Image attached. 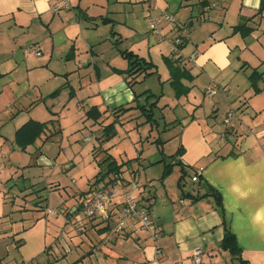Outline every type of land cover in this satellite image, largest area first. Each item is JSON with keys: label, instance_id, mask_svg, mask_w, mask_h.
Instances as JSON below:
<instances>
[{"label": "crops", "instance_id": "crops-1", "mask_svg": "<svg viewBox=\"0 0 264 264\" xmlns=\"http://www.w3.org/2000/svg\"><path fill=\"white\" fill-rule=\"evenodd\" d=\"M57 1L69 5L54 12ZM166 13L174 16V25L163 20ZM150 18L156 19L157 32L150 30ZM243 24L250 35L235 31ZM181 28L189 29L181 55L196 53V59L179 63L189 78L181 79L187 93L177 97L165 60ZM33 45L40 57L24 55ZM124 51L152 63L154 75L173 91L160 108L166 107V116L155 119L163 92L154 109L156 131L167 135L153 141L162 149L161 188L153 180L137 181L141 167L150 170V163L137 157L135 172L122 168L117 179L106 180H114L109 186H95L99 171L95 174L94 167L89 187L66 190L65 198L53 203L51 195L62 198L60 189L67 186L49 182V195L42 197L39 186L46 176L40 172L54 167L64 153L58 140L67 132L65 125H75L85 106L102 113L105 123L114 109L136 105V91L121 74L128 68ZM254 72L261 74L258 93L250 80ZM211 81L217 88L208 98ZM230 111L233 120L226 128L223 118ZM220 112L217 123L212 114ZM30 121H53L52 136L46 141L43 135L22 151L15 135ZM173 140L177 144L167 155L164 148ZM177 163L187 174L182 193ZM165 165L173 167L162 180ZM199 169V179L192 182ZM133 183L139 188L135 198L149 209L151 228L140 231L130 219L107 241L112 227L106 228L115 225L123 193ZM96 188L112 195L109 222L87 219L80 211L81 199ZM212 194L220 196L224 217ZM74 221H82V232H75ZM225 228L234 234L245 264H264V0H0V264H194L196 249L202 251V264H228L231 256L220 248Z\"/></svg>", "mask_w": 264, "mask_h": 264}, {"label": "rangeland", "instance_id": "rangeland-1", "mask_svg": "<svg viewBox=\"0 0 264 264\" xmlns=\"http://www.w3.org/2000/svg\"><path fill=\"white\" fill-rule=\"evenodd\" d=\"M145 86L146 88H144ZM133 87L137 96L139 97L138 102L142 105L146 103V96L141 94L142 91L149 89L150 92H152L155 96H158L161 92H163L164 98L158 104L159 108L156 109L155 119L158 121V117L161 118L163 114L165 116L167 115L165 111L166 107L162 110L160 108H162L166 103H169V99L173 97V91L169 83L161 84V82L158 80V76L152 75L142 79L140 83H135ZM88 109L89 108L85 106V110L78 112L77 122L75 125H65L67 132L70 130L72 131L71 133H67L65 130V133L59 137L58 142L59 145L64 148V151L62 150L64 153L61 154L55 161L56 165L52 168H46L40 172V174L46 176L44 178L45 185L39 186V189H41L39 191L40 195L42 197H47L49 195L47 191L49 182H59L61 185L67 186L65 190L62 187L60 189L62 198L55 194L51 195V201L53 203L57 200L60 201L61 199H64L66 190L71 193L86 189L89 187L87 181L88 178H91L93 175H95L97 171H102L103 173L106 172L107 163H103V161L109 156L112 157L110 161L115 160L118 165L124 164L122 168L127 169L129 172H135V170H137L136 162L138 159L135 161V158L141 157L142 161L150 163V170L145 171L142 169L143 167H141L137 181L138 178H140L139 183L145 184L144 181L148 182L149 180H153V182L157 184L155 187L161 188L159 178L164 163H159L156 165V162L161 159L159 152L162 149L158 148L156 144L153 143V141H155L157 138H161L164 141L165 138H167V135H164L161 132V135H158L155 124L152 126L151 124L142 125L145 117H139L136 119L140 115V112L135 110V112H132V115H125L124 117L121 115V118H119L120 116L116 117L115 115L117 114L111 112L112 115H110L109 120L103 125L108 126L114 121H117L118 123L115 122V130H113L107 137H103L102 135L104 134V127L102 123H96L91 119H88L86 117ZM212 116L217 121V123L222 122L220 121L221 117L223 116L222 112L216 116L212 114ZM127 118L130 119V121L127 120ZM159 121L162 123L163 120L160 119ZM138 124L140 126H137ZM87 138L90 140L86 141ZM166 144L167 146L164 148L165 153L169 155L168 153L173 151L177 141L173 140L172 142H167ZM92 150L97 152L95 156L92 153ZM54 158L55 157L53 156V159ZM165 158V163H169L170 158ZM97 164L99 168H97ZM154 166H158V168H154ZM94 167H96V172ZM177 170L178 169H175L176 172L172 176L177 174ZM31 173L32 171L29 172V174ZM170 180L171 179H169V181ZM23 182L24 180L20 179L18 184L22 185ZM186 182L188 185H190L189 187L194 185L191 183L190 178L186 180ZM56 214L59 215L62 214V212H58ZM29 247L30 245H28L26 248ZM228 264L240 263L237 260L231 259V262L228 261Z\"/></svg>", "mask_w": 264, "mask_h": 264}, {"label": "trees", "instance_id": "trees-1", "mask_svg": "<svg viewBox=\"0 0 264 264\" xmlns=\"http://www.w3.org/2000/svg\"><path fill=\"white\" fill-rule=\"evenodd\" d=\"M236 32H239L241 35L243 36H248L250 35V33L252 32L251 29L247 28L246 25H241V26H237L234 28ZM123 56L126 58V60L128 61V68L126 70L121 71V74H124L126 76V80H127V84L129 85L130 88H132L135 83H137V78L138 77H149L151 75L156 74V71L153 72V70L155 69V66L152 63H149L147 61H145L142 58H139L138 56L134 55L132 52H128V51H124L122 52ZM169 71H170V75H171V85L175 91V94L177 97H180L181 95H185L187 93V89H185L182 84H181V79L182 78H189L188 75V71L186 70V68L184 66H181L179 63V60L170 58L165 60ZM261 78V74L254 72L251 76H250V80L252 82L253 88L255 90L256 93L259 92V89L256 87V83L257 81ZM146 96V104L145 105H141L138 102V96H136L135 98V107H121V108H116L113 111H115L116 114H120L123 115L131 110H138L141 113L142 117H145V122L144 123H149V124H154L156 123L154 120V109L156 108V103L159 100L160 96H154L153 94H150L149 91L144 92V94ZM150 99H154V102L152 104H147V102ZM102 113H100L97 109L93 108L90 109L87 113H86V117L88 119H91L94 122H98V123H102V125L104 124L103 121H100L102 118ZM53 121L49 122V123H39V122H35V121H30L28 123H26L25 125H23L17 132L15 135V143L16 145L22 150L25 151L27 147L32 146L35 144V142L40 139L43 135L45 136L46 134V141H48V139H50V137L52 135H49V131H50V126L53 125L52 124ZM115 126V122H113L112 124L108 125V126H103V132H104V136H108L109 133H111L114 129ZM152 126V125H151ZM54 135V134H53ZM161 141L159 139H157L155 141V143H160ZM174 158V157H172ZM112 159L111 156H109L108 158H106L103 163H107V170L106 172H102L100 171L94 178V185L97 186L99 184H103L104 186H109L111 183L114 182V180H109L108 182H106V180L108 178H110L111 176L114 178L113 179H117L121 173V169L124 166V164L118 165L117 162L115 160H111ZM163 161H160L158 163H162ZM178 166H181V177L178 180V188L181 190V193L183 191V180L186 177V171H185V167L182 166V164L177 163ZM172 165H165L164 166V171L162 173V180L167 177L168 175H170L171 169H172ZM186 174V175H185ZM111 177V178H112ZM199 178H197L198 180ZM192 180V179H191ZM193 182V181H192ZM196 182V181H195ZM215 195V200L217 201V206H219V209L221 211V215L224 217V213L222 211L221 208V198L219 195L216 194H212ZM183 196V194H182ZM187 197V195H186ZM189 197L192 200H199L200 197H194L192 195H189ZM182 199L184 200V197H182ZM141 205V204H140ZM144 206V205H142ZM146 207V206H144ZM114 226V224H113ZM112 225H108V227L106 229H109L111 227H113ZM111 230V229H110ZM220 248L223 251H227L229 253V255L231 256L232 260H237L240 264H245V262L242 260L241 258V249L238 247L237 242H236V238L234 236L233 233H231L228 229L225 228V234H224V238L222 239L221 243H220Z\"/></svg>", "mask_w": 264, "mask_h": 264}, {"label": "built area", "instance_id": "built-area-1", "mask_svg": "<svg viewBox=\"0 0 264 264\" xmlns=\"http://www.w3.org/2000/svg\"><path fill=\"white\" fill-rule=\"evenodd\" d=\"M68 1H57L52 5V10L54 12H58L63 8L68 6ZM163 20L168 24L174 25L175 18L172 14H164ZM149 28L153 32H157V21L155 18L149 19ZM189 38V29L181 28L178 31V35L170 42V58L179 60V62L184 63H195L196 53L191 54L188 57H183L181 55V47L185 41ZM24 55L26 57H40L42 55L41 50L38 46L33 45L29 46L24 50ZM217 88V84L214 81L209 82V84L205 88V94L208 98L213 97L215 90ZM233 111L227 113L224 119V125L228 128L233 120ZM226 133H222L220 135L221 139H225ZM90 139L87 138L86 141ZM202 169L196 171V175L192 178V181H197L198 176ZM139 188L137 184L133 183L130 185V189L126 190L124 194V203L123 210L116 213L114 218L116 219L115 225L109 231L110 234L107 237V241L112 240V238L118 235L125 227L127 220H134L140 231H149L151 228V217L150 212L147 207L140 205L137 199L134 196V192ZM112 195L104 189L96 188L86 194L81 199L80 211L87 219H100L103 222H109L111 220L110 214L108 212L109 205L111 204ZM50 214H56L58 212H62V210H49ZM72 226L75 232L80 233L84 230V225L82 221H74L72 222ZM155 239L158 238L157 234L153 236ZM160 253V252H157ZM202 251L200 249H196L193 252V263L194 264H202Z\"/></svg>", "mask_w": 264, "mask_h": 264}]
</instances>
